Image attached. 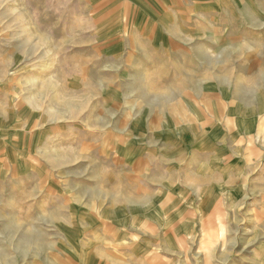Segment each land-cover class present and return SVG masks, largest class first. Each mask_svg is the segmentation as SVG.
I'll return each mask as SVG.
<instances>
[{
	"label": "rangeland",
	"instance_id": "obj_1",
	"mask_svg": "<svg viewBox=\"0 0 264 264\" xmlns=\"http://www.w3.org/2000/svg\"><path fill=\"white\" fill-rule=\"evenodd\" d=\"M263 258L264 0H0V264Z\"/></svg>",
	"mask_w": 264,
	"mask_h": 264
},
{
	"label": "crops",
	"instance_id": "obj_2",
	"mask_svg": "<svg viewBox=\"0 0 264 264\" xmlns=\"http://www.w3.org/2000/svg\"><path fill=\"white\" fill-rule=\"evenodd\" d=\"M165 2H166V0H164ZM219 132L221 133V130H219ZM204 143H205V145H206V147H210L211 145L212 146H215V141H213L210 137L207 139H205L204 140ZM260 263L261 264H264V258H263V260L262 259H260Z\"/></svg>",
	"mask_w": 264,
	"mask_h": 264
}]
</instances>
